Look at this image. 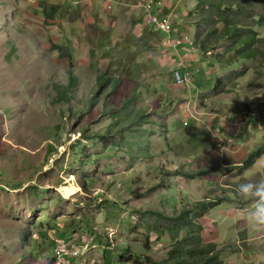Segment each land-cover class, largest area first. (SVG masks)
<instances>
[{
  "label": "rangeland",
  "instance_id": "rangeland-1",
  "mask_svg": "<svg viewBox=\"0 0 264 264\" xmlns=\"http://www.w3.org/2000/svg\"><path fill=\"white\" fill-rule=\"evenodd\" d=\"M141 1L0 0V264L200 263L211 243L224 264H264L237 191L264 179V156L245 165L264 147V42L231 64L199 0H154L193 45L164 53ZM239 3L237 27L264 16V0ZM198 203L215 206L198 218Z\"/></svg>",
  "mask_w": 264,
  "mask_h": 264
},
{
  "label": "trees",
  "instance_id": "trees-1",
  "mask_svg": "<svg viewBox=\"0 0 264 264\" xmlns=\"http://www.w3.org/2000/svg\"><path fill=\"white\" fill-rule=\"evenodd\" d=\"M199 9H201L203 11L204 14H212L214 16H217L219 18V20H221V22L225 25V30L223 31L222 35L220 37H216V35L218 34V29L215 27L214 30H212L209 34L210 38H206L204 41L203 46L201 47V50L204 53H210V48L214 47L213 44H211L210 39L212 37H216V39L214 40L215 45H219L225 41H228L232 44L233 50L232 52L234 54H236V58L235 61H231V64L233 62H237L240 59L243 60H247V61H252V60H256V58L258 56L261 55V50L260 48H258V45L261 44V42H264V16H259V18H255L254 19V24H252L251 26L248 27H237L236 25L233 24V21L230 18V11L234 10L235 8H238V6L240 5L239 0H199ZM55 11L57 10V7L54 8ZM207 9V10H206ZM47 15L49 16L50 14L47 13ZM262 28V29H259ZM163 36V35H162ZM164 39L166 38L165 36H163ZM193 45H185L182 47H179L180 49L187 47V48H193ZM62 49V48H60ZM173 52L176 53V49H168L166 52ZM184 54V53H183ZM180 60L179 65L177 66V68L179 70L175 71V75L178 72L180 75H182V77L184 79H186L187 74L190 73L192 74L194 77L195 75L193 73L190 72L191 65L190 67H182L181 68V63L182 60L180 59V57L176 58L175 61ZM221 63V58L218 59ZM173 65H177L176 62H174ZM180 70H185L186 74H183ZM100 84L102 85L101 89H103V87L107 84L106 81L101 80ZM70 87L71 88H75L78 85V78L74 75L71 74L70 75ZM222 85V81L219 82V85L217 86V88L219 86ZM119 92L116 91L115 94L117 95ZM67 99H71V97L66 96ZM97 99V96H96ZM107 105V104H106ZM129 105V104H128ZM116 108H114L113 110H116ZM264 156V147H261L253 152H251L247 157V160L245 161V165H247V169L248 166L252 167L254 166V164L256 163L257 160H259L261 157ZM223 168L222 167H217V166H211L208 168H205L203 170H200L196 173H191L189 175H186V177L188 179H203L205 177H210L214 174L223 172ZM215 205H212L211 207H208V204L206 203H198L195 205V208L193 211H189L192 213H195V216H197L198 218L203 217L207 211L212 208ZM200 231L201 228H200ZM71 247H68V249L70 250ZM201 260L200 263H196V262H191L189 260L186 259L182 260V259H177L175 261H173V263L171 264H224V262L221 260V253L217 251V247L215 244H208L206 246H203L201 249ZM175 253H178V251H176ZM149 264H158L152 261H148Z\"/></svg>",
  "mask_w": 264,
  "mask_h": 264
},
{
  "label": "built area",
  "instance_id": "built-area-1",
  "mask_svg": "<svg viewBox=\"0 0 264 264\" xmlns=\"http://www.w3.org/2000/svg\"><path fill=\"white\" fill-rule=\"evenodd\" d=\"M80 2H76L75 4H79ZM112 3V2H111ZM110 10L113 9V3L109 5ZM140 8L145 12L144 26L146 29H150L153 33L163 35L166 38L164 42V46H162L164 53L168 49H177L178 47L187 45H192L191 37L188 34L182 33V30L177 29L171 19L167 17L163 10L156 4L154 0H143L141 1ZM185 43L184 45H181ZM183 62L181 66H183ZM186 67H190L189 64L185 65ZM193 76L188 73L186 79L182 77L178 72L176 73V81L178 84H184L187 80ZM195 78V77H194ZM71 250V248H70ZM69 250V251H70ZM56 255L58 259H63L65 257H76L77 253H70L68 255L64 254L62 249H57Z\"/></svg>",
  "mask_w": 264,
  "mask_h": 264
},
{
  "label": "clouds",
  "instance_id": "clouds-1",
  "mask_svg": "<svg viewBox=\"0 0 264 264\" xmlns=\"http://www.w3.org/2000/svg\"><path fill=\"white\" fill-rule=\"evenodd\" d=\"M238 193L252 201V207L245 217L250 230H264V179L240 184Z\"/></svg>",
  "mask_w": 264,
  "mask_h": 264
},
{
  "label": "bare ground",
  "instance_id": "bare-ground-1",
  "mask_svg": "<svg viewBox=\"0 0 264 264\" xmlns=\"http://www.w3.org/2000/svg\"><path fill=\"white\" fill-rule=\"evenodd\" d=\"M78 189H79V188L76 187L75 189L70 190V191H69V196L72 198V197H74L75 195H77V193L79 192Z\"/></svg>",
  "mask_w": 264,
  "mask_h": 264
},
{
  "label": "crops",
  "instance_id": "crops-1",
  "mask_svg": "<svg viewBox=\"0 0 264 264\" xmlns=\"http://www.w3.org/2000/svg\"><path fill=\"white\" fill-rule=\"evenodd\" d=\"M112 3H114V2H112ZM136 8L140 9V7H139V6H137ZM172 18H173V17H172ZM172 18H170V19H172Z\"/></svg>",
  "mask_w": 264,
  "mask_h": 264
}]
</instances>
